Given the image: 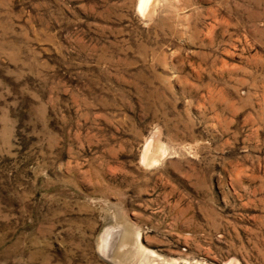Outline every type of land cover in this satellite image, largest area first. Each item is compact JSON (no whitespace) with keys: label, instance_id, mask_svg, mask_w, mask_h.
Returning a JSON list of instances; mask_svg holds the SVG:
<instances>
[{"label":"rangeland","instance_id":"obj_1","mask_svg":"<svg viewBox=\"0 0 264 264\" xmlns=\"http://www.w3.org/2000/svg\"><path fill=\"white\" fill-rule=\"evenodd\" d=\"M140 1L0 0V264H264V0Z\"/></svg>","mask_w":264,"mask_h":264},{"label":"bare ground","instance_id":"obj_2","mask_svg":"<svg viewBox=\"0 0 264 264\" xmlns=\"http://www.w3.org/2000/svg\"><path fill=\"white\" fill-rule=\"evenodd\" d=\"M149 0H141L140 1V5H139V9L140 10H144L145 7L147 6V3H148ZM147 9V8H146ZM148 10V9H147Z\"/></svg>","mask_w":264,"mask_h":264}]
</instances>
